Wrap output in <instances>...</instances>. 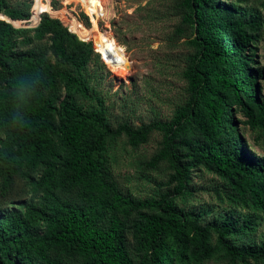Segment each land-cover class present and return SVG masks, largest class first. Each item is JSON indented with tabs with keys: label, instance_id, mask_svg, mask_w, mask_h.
<instances>
[{
	"label": "trees",
	"instance_id": "obj_1",
	"mask_svg": "<svg viewBox=\"0 0 264 264\" xmlns=\"http://www.w3.org/2000/svg\"><path fill=\"white\" fill-rule=\"evenodd\" d=\"M37 1L0 0V17L15 25L41 17L33 28L0 19V67L8 72L0 86V191L6 196L21 178L42 192L38 202L0 208V264H62L75 255L81 264H264V160L242 151L243 137L228 114L229 104L239 103L264 135L261 71L245 56L253 38L246 15L220 0H181L184 26L177 33H193L182 70L184 101L169 120L113 126L112 91L103 86L109 70L92 46L94 36L80 31L73 13L41 10ZM48 33L52 52L71 70L55 68L29 46ZM60 83L66 95L58 101ZM151 131L163 135L156 158L169 162L174 187L158 199L137 200L107 177L130 164L127 144L138 145ZM195 164L222 179L225 211L190 205ZM58 191L76 198L64 200ZM132 208L153 210L140 225L136 261L125 229Z\"/></svg>",
	"mask_w": 264,
	"mask_h": 264
},
{
	"label": "rangeland",
	"instance_id": "obj_2",
	"mask_svg": "<svg viewBox=\"0 0 264 264\" xmlns=\"http://www.w3.org/2000/svg\"><path fill=\"white\" fill-rule=\"evenodd\" d=\"M35 1V0H34ZM181 0H38L39 9H66L73 13L80 31L94 36L95 51L106 64L109 74L105 75L103 86L111 89V122L113 126L128 121L133 125L148 123L153 119L169 120L176 106L186 96V82L182 70L186 56L192 48L188 40L193 37L190 28L182 36L177 28L184 26L182 21ZM235 5L246 15L249 33L253 38L245 50L250 67L260 69L258 94L264 103V0H220ZM34 3V2H33ZM33 7V5H32ZM48 15L55 17L49 13ZM43 15V14H42ZM30 19L28 28L36 27ZM21 25L25 27V22ZM69 29V28H68ZM33 34V30L31 31ZM52 33L42 39L34 40L29 46L41 49L57 69L71 70L70 66L59 59L51 50ZM116 46L126 54L128 64L116 56L112 60ZM108 51L109 54H108ZM8 72L0 67V86L6 84ZM66 95V86L60 83V101ZM228 114L233 119L243 137L242 151L253 160H264V135L261 130L248 124L243 107L239 103H230ZM55 129L59 126L58 113H55ZM162 133L151 131L147 140L138 145L127 144L124 152L129 165L113 169L108 180L117 184L119 189L135 199L160 198V194L173 189L170 182L173 172L167 160H159L156 153L161 147ZM186 151V147H182ZM41 170L37 173L39 176ZM190 187L193 199L190 205L200 208L209 204L213 213L223 212L227 203L221 200L218 191L225 190L218 173L204 164H195L190 175ZM58 194L64 200H74L75 192ZM42 192H34L26 180L17 178L6 196L0 191L2 210L18 208L22 201L38 202ZM151 208L131 209L125 217L127 246L133 259H139L136 247L139 242V230L145 217L151 214ZM44 228L41 229L43 231ZM78 255L66 256L62 264H81ZM252 264H257L251 260ZM208 264H230L224 260H212Z\"/></svg>",
	"mask_w": 264,
	"mask_h": 264
},
{
	"label": "bare ground",
	"instance_id": "obj_3",
	"mask_svg": "<svg viewBox=\"0 0 264 264\" xmlns=\"http://www.w3.org/2000/svg\"><path fill=\"white\" fill-rule=\"evenodd\" d=\"M116 56L121 57L123 59L125 65L128 64L127 56H126L125 52L119 46H116V49L111 56L112 60H116Z\"/></svg>",
	"mask_w": 264,
	"mask_h": 264
},
{
	"label": "water",
	"instance_id": "obj_4",
	"mask_svg": "<svg viewBox=\"0 0 264 264\" xmlns=\"http://www.w3.org/2000/svg\"><path fill=\"white\" fill-rule=\"evenodd\" d=\"M2 15H3V17L1 16L0 19H4V20L10 22V23H12V25H14V26H16V27H24L23 25H15V24L13 23L14 19H12V18H10V17H8V16H6V15H4V14H2ZM4 17H5V18H4ZM28 20H29V19L20 20V21L28 22ZM40 20H41V17H40ZM40 20H39V23H40ZM39 23H38V24H39ZM38 24H37V25H38ZM26 25H27V24L25 23V27H27ZM35 25H36V24H35ZM37 25H36V26H37ZM69 30H70V29H69ZM70 31H71V30H70ZM87 43H88V42H87ZM109 52H110V51H108V54H109ZM109 55H110V54H109Z\"/></svg>",
	"mask_w": 264,
	"mask_h": 264
},
{
	"label": "built area",
	"instance_id": "obj_5",
	"mask_svg": "<svg viewBox=\"0 0 264 264\" xmlns=\"http://www.w3.org/2000/svg\"><path fill=\"white\" fill-rule=\"evenodd\" d=\"M39 20H40V18H39ZM39 20L37 21V23H35L36 25L39 23Z\"/></svg>",
	"mask_w": 264,
	"mask_h": 264
}]
</instances>
